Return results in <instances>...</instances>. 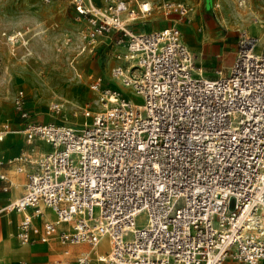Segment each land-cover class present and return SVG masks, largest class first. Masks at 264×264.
I'll return each mask as SVG.
<instances>
[{"label":"built area","instance_id":"built-area-1","mask_svg":"<svg viewBox=\"0 0 264 264\" xmlns=\"http://www.w3.org/2000/svg\"><path fill=\"white\" fill-rule=\"evenodd\" d=\"M127 1L70 3L85 24L82 52L114 39L119 64L111 77L142 103L120 86L107 89L100 110H84L89 121L79 126L35 121L18 91L13 110L23 121L25 150L0 159V181H7L4 166L27 165L26 184L0 213L32 210L20 223L19 239L28 242L41 203L57 221L44 222L40 242L57 236L62 244L94 246L106 236L110 252L101 264H262L264 41L237 30L232 63L209 77L175 26L189 21L191 6L163 2L160 14L174 24L136 32L132 26L153 8ZM9 134L2 123L0 141ZM141 215L146 222L138 226Z\"/></svg>","mask_w":264,"mask_h":264},{"label":"rangeland","instance_id":"rangeland-1","mask_svg":"<svg viewBox=\"0 0 264 264\" xmlns=\"http://www.w3.org/2000/svg\"><path fill=\"white\" fill-rule=\"evenodd\" d=\"M139 1L150 3L153 12L149 22L136 25L135 30L141 25V29L149 26L156 30L174 24L160 14L158 7L163 2H182L193 8L189 21L177 22L176 25L195 56L196 67L209 77H214L217 70L224 69L232 61L237 30H246L251 34L250 24L264 21L260 8L264 0H246L241 7L237 6L239 0ZM214 4L220 7L218 13L214 12ZM239 11L245 15L239 16ZM186 29L191 35L185 33ZM84 30L85 24L76 20L70 0H0V125L6 123L11 130L6 140L0 142V155L5 156L3 159L6 156L17 158L20 151L25 150L20 133L23 121L13 110V99L18 91L23 92L27 110L38 122L66 120L82 125L89 121L83 117V111L98 112L100 95L119 86L127 99L135 104L142 103L139 96L122 88L120 82L111 77V69L119 64L114 39L109 42V38H103L95 49L82 52L81 32ZM190 38L195 45L188 43ZM98 78H101V85L98 91L92 90L90 84ZM52 104H62L58 113L49 110ZM5 219L0 217V242L9 235L8 227L3 224ZM46 221L44 215L39 221L41 231ZM145 222L144 215L136 220L138 226ZM16 223L12 234L19 249L22 247L18 236L21 233L20 221ZM51 239L40 243L38 238H33L25 257H13L9 261H13L12 264H57L70 244H62L57 236ZM100 242L102 249H109L107 238ZM77 247L72 246L73 254L68 256L66 264H80ZM89 257L90 264H101L95 257Z\"/></svg>","mask_w":264,"mask_h":264},{"label":"bare ground","instance_id":"bare-ground-1","mask_svg":"<svg viewBox=\"0 0 264 264\" xmlns=\"http://www.w3.org/2000/svg\"><path fill=\"white\" fill-rule=\"evenodd\" d=\"M96 4H99L101 3L100 0H93ZM123 1H126L128 2L127 0H123ZM246 1V0H245ZM217 5L216 8H214V12L215 13H218L219 12V5L218 4H215ZM245 5V3H244ZM148 6H151L150 3H146L145 4V7L147 8ZM239 16L243 17L245 15V13H242L241 11H239L237 13ZM175 26L178 28V30L181 32V30L179 29V27L176 25L175 23ZM250 29H251V32L253 33H249V32H246L247 34H249V36L251 37H254L256 38L257 40L261 41L262 40V33H263V30H264V21H253L251 24H250ZM255 33V34H254ZM182 34V32H181ZM188 35H190L188 33ZM182 40L184 41L185 43V40H184V37H183V34H182ZM188 43L189 44H192V45H195V42L193 40V38H190L188 40ZM186 44V43H185ZM187 45V44H186ZM257 50H259V47L257 48ZM233 59V58H232ZM229 66V65H228ZM218 71V70H217ZM86 112H89V110L86 109ZM91 113V112H90ZM80 126V125H79ZM23 181H22V174L19 173L18 176H16V186H15V189L16 191H14V189L12 190V193H11V201L13 200H17L19 198V196L21 195V193L23 192ZM39 206V210L40 212H42L43 215H45L46 217V220H48L50 223L54 224L56 223L57 221V218L55 217V214L53 212H51L49 209L47 208H44L42 206L41 203L38 204ZM10 215H8L5 219V225L8 227V230H9V235L4 239L2 240V242H0V264H12L13 261H9V259H12L13 257L15 258H22V257H25L28 252H29V247H30V243L32 242L33 240V232L35 230H38L39 231V228H40V224H39V218H35L34 220H32V223H31V226L28 228V242H21L22 243V247L17 249L16 246H15V243H14V240H13V230L15 229V225L17 224L16 222L20 221V223L22 222V218H23V215L25 217H28L29 216V212L28 210H22L20 212H17V211H11ZM5 218V217H4ZM66 228L67 226H64V225H58V228ZM68 228V227H67ZM42 232V231H41ZM20 234H18L19 236ZM17 236V237H18ZM107 237L106 236H103L101 238L102 239H106ZM101 240H99L97 242L96 245L94 246H89L87 244H79V245H71V246H74V247H77V253L78 254H81L79 256H77V259L78 261H86L88 264H90V260L87 259V256H91V257H95V259L97 260L98 262V259L99 258H103L105 257L107 254H109L110 250L109 249H102L101 247ZM107 241H108V244H109V240L107 238ZM31 249V248H30ZM70 254H73V249L70 250ZM66 255H68V252H66ZM90 258V257H89ZM68 257H65L63 255V257L60 259L61 261L57 262V264H66V262L68 261ZM71 259V258H70ZM15 263V262H14ZM68 263V262H67Z\"/></svg>","mask_w":264,"mask_h":264},{"label":"crops","instance_id":"crops-1","mask_svg":"<svg viewBox=\"0 0 264 264\" xmlns=\"http://www.w3.org/2000/svg\"><path fill=\"white\" fill-rule=\"evenodd\" d=\"M250 1H253V0H250ZM258 1V0H257ZM138 2H140L139 0H138ZM143 2H146V1H143ZM245 3V2H244ZM186 4V3H185ZM151 5V4H150ZM215 5V4H214ZM261 12L262 13H264V5H261ZM151 17V16H150ZM149 17L147 18V19H145V20H143L142 22H136L133 26H132V29L134 30V31H149V30H153V29H151V27H149V26H147L146 28H144V29H141V26L143 27V25H141V26H139L140 28L139 29H134L135 28V26L136 25H138V24H145L146 22H149ZM189 19V18H188ZM188 21H184V23H187ZM165 26H167V25H165ZM165 26H163V27H165ZM162 27V28H163ZM159 29H161V28H159ZM180 29V28H179ZM157 30V29H156ZM246 31V30H245ZM182 32V31H181ZM185 33L186 34H188V33H190V32H188V30L186 29V31H185ZM191 35V34H190ZM249 35V34H248ZM196 44V43H195ZM232 61H233V59H232ZM232 61L230 62V60H229V58H227V62L229 63V65L232 63ZM228 66V65H227ZM226 68V67H225ZM10 135V134H9ZM8 135V136H9ZM7 136V137H8ZM6 137V138H7ZM6 138L3 140V141H0V142H4L5 140H6ZM45 149V147L43 146V145H39V150L40 151H42V150H44ZM23 150H21L20 152H22ZM11 153V152H10ZM20 154V153H19ZM4 155L3 154H1L0 155V158H4L3 157ZM19 156V155H18ZM5 159H10L9 157H7L6 156V158ZM17 165L15 164V165H9V166H4V168H3V171H4V173H5V175H6V177H7V181H5V182H3V181H0V207H2L3 208V206H5L7 203H9V202H11V199H12V197H11V193H12V190L13 189H15V186H16V175H18L19 173H21L22 174V181H23V186L25 187V184H26V173H27V169H28V166L27 165H24V166H22V171H17ZM8 182H10L11 183V186H9V184H8ZM7 187V189L6 190H4V188H6ZM24 187H23V192L21 193V195L19 196V197H21L22 195H23V193H24ZM28 212H29V214L30 213H32V210L31 209H28ZM10 214H12V213H2V214H0V217L2 216V217H7L8 215H10ZM43 216L44 215H42L40 218H39V221L41 222V220H42V218H43ZM23 219V218H22ZM34 220V219H33ZM48 221V220H47ZM3 224L5 225V220L3 221ZM40 224V228H39V230H40V233L38 234V235H36V234H33V238H38V242H40V240H39V237L42 235V232H41V223H39ZM6 226V225H5ZM59 229V228H58ZM62 228H60L59 230H61ZM1 234H2V230H1V228H0V237H1ZM52 240H54V239H51L50 241H52ZM40 243H42V242H40ZM74 247V246H73ZM37 250H39L38 248H36ZM70 250H72V246L70 245V247H68V249L64 252V256L65 257H68V256H70ZM40 251V250H39ZM66 252H68V255H66ZM79 255H81V254H79ZM60 262V261H59ZM262 264H264V261H263V263Z\"/></svg>","mask_w":264,"mask_h":264}]
</instances>
